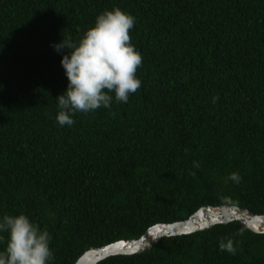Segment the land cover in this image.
Returning a JSON list of instances; mask_svg holds the SVG:
<instances>
[{
    "label": "trees",
    "instance_id": "trees-1",
    "mask_svg": "<svg viewBox=\"0 0 264 264\" xmlns=\"http://www.w3.org/2000/svg\"><path fill=\"white\" fill-rule=\"evenodd\" d=\"M115 7L135 18L141 87L61 126L70 50L54 45L78 43ZM233 172L239 184L226 182ZM223 197L264 213V0H0V218L23 213L47 229L49 264ZM241 227L166 236L96 264H264V233L236 236ZM229 237L236 255L219 249Z\"/></svg>",
    "mask_w": 264,
    "mask_h": 264
},
{
    "label": "clouds",
    "instance_id": "clouds-1",
    "mask_svg": "<svg viewBox=\"0 0 264 264\" xmlns=\"http://www.w3.org/2000/svg\"><path fill=\"white\" fill-rule=\"evenodd\" d=\"M134 23L132 15L115 7L99 14L94 26L84 32L78 43L69 37L54 45L58 52L63 48L70 50V54L61 59L68 79L66 92L57 98L59 111L56 120L61 126L73 125L76 113H88L101 106L109 108L113 101L111 93L115 94L117 102L126 103L129 95L139 90L141 81L136 72L142 64V56L131 43L130 31ZM217 99L214 97L213 103ZM193 166L199 168L200 165L194 161ZM191 175L195 176V172ZM228 180L239 184L241 177L233 172L226 182ZM221 206L235 209L238 202L223 197ZM195 215L198 217V230L233 222L228 213H224L223 217L216 213L210 217L200 212ZM245 230L246 226L241 227L235 235L243 236ZM183 231L191 233L193 228L188 226ZM3 233H7V242L6 247L0 250V264H49L53 259L49 232L41 230L27 215H3L0 218V234ZM166 235L158 228L150 233L152 241ZM219 249L236 255V241L232 237L221 239ZM76 264H79V258Z\"/></svg>",
    "mask_w": 264,
    "mask_h": 264
},
{
    "label": "water",
    "instance_id": "water-1",
    "mask_svg": "<svg viewBox=\"0 0 264 264\" xmlns=\"http://www.w3.org/2000/svg\"><path fill=\"white\" fill-rule=\"evenodd\" d=\"M221 205L222 204H203L185 219L167 223L158 222L149 226L137 238H124L105 245L87 248L76 258L73 264H76L78 258L79 264H96L112 255H132L143 253L163 238L161 237L156 241H152L150 233L157 228L160 229L161 232H166V236L186 234L183 229L188 226L193 228L192 232L197 231L196 221L198 220V217L195 215L197 212L204 214L206 217H210L213 213L220 214L221 217H223L224 213H228L232 221H238L244 227L246 226V228L250 231L264 233V213L257 214L248 208L241 206L233 209L223 207ZM249 221L251 222L249 223Z\"/></svg>",
    "mask_w": 264,
    "mask_h": 264
}]
</instances>
